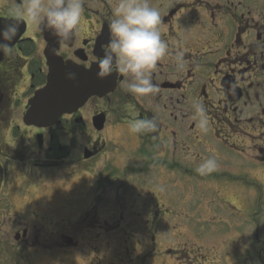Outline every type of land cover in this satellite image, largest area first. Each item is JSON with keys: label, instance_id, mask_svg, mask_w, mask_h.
<instances>
[{"label": "flooded vegetation", "instance_id": "1", "mask_svg": "<svg viewBox=\"0 0 264 264\" xmlns=\"http://www.w3.org/2000/svg\"><path fill=\"white\" fill-rule=\"evenodd\" d=\"M18 2L0 0V15ZM117 2L84 0L83 19L71 43H58L50 32L21 23L11 41L13 52L0 53V205L5 183L24 184L22 210L33 196L49 195L41 212L54 225L63 219L59 211L68 210L63 208L69 201L65 191L74 172L85 168L84 184L98 194L109 184V171L122 183L118 188L126 192L127 203L130 199V210L141 211L149 203L147 213L157 218L161 205L175 202L172 213L200 214L206 221L218 216L224 234L211 240L233 245L232 235L241 232L235 219L242 211L264 216V0H149L160 13L161 38L168 46L152 70L157 93L134 96L126 91L128 78L114 72L112 93L90 98L53 125L34 124L27 114L30 101L47 83L49 57L84 68L98 64ZM4 26L0 17V29ZM178 54L183 69L176 66ZM197 101L205 108L206 131L194 108ZM98 115L102 123L95 121ZM137 118H154L157 130L130 133L129 122ZM208 158L216 159V171L198 174L196 168ZM106 209L116 211L112 204ZM17 225L20 238L27 228ZM26 232L18 242L27 240ZM202 234L201 243L208 242ZM66 238L59 236V248L76 247V242L66 245ZM233 258L237 263L238 257Z\"/></svg>", "mask_w": 264, "mask_h": 264}, {"label": "rangeland", "instance_id": "2", "mask_svg": "<svg viewBox=\"0 0 264 264\" xmlns=\"http://www.w3.org/2000/svg\"><path fill=\"white\" fill-rule=\"evenodd\" d=\"M105 150L111 151L110 146ZM105 156L106 154L102 159ZM86 161L96 163L95 158ZM107 173L109 184L104 185L98 194L96 190H91L90 193L87 185L80 181L73 180V184L67 185L69 190L65 194H68L69 201L63 208L68 210L59 211L57 216L63 219L54 225L47 224L49 220L42 212L22 210L23 202L27 200L24 184L13 187L10 181L5 183L0 205L3 215L0 217V264H200L203 260L199 253L207 258L209 264H263L264 261L259 260L258 254L264 241L257 243L252 239V228L261 224L263 235L264 216H252V209L242 211L238 219H235L236 224L237 220L241 222L238 227L241 232L232 235L237 243L231 245L232 243L223 242L220 238L213 241L211 239L214 236L223 235L225 230L224 224L218 221V216L212 215L206 221L204 219L207 217L203 219L200 214L192 217L185 212L172 213L171 208L176 209L177 204L169 202L165 203V212L164 209L159 211L156 221L152 213H147L149 203H144L141 211L130 210V199L127 203L126 192L118 188L120 184L123 186L122 183L114 174L109 171ZM82 175L77 172L76 178L79 179ZM48 198L49 195L44 198L34 197L30 201L31 209H35V202H39V207L44 208ZM158 199L162 203L166 201L165 198ZM92 202V206L87 209ZM111 204L116 207V211L106 209ZM18 221L28 228L29 237L26 241L16 243L14 234L18 229ZM175 224L178 226L173 229ZM187 225L191 227V233L188 232ZM201 232L203 239L208 242L201 244ZM67 233L74 236L77 248L64 250L54 247L29 251L31 247L44 248L43 242L45 246L53 244L60 235ZM37 237L38 240L34 239ZM200 246L203 248H199ZM233 256L238 257L237 263Z\"/></svg>", "mask_w": 264, "mask_h": 264}, {"label": "clouds", "instance_id": "3", "mask_svg": "<svg viewBox=\"0 0 264 264\" xmlns=\"http://www.w3.org/2000/svg\"><path fill=\"white\" fill-rule=\"evenodd\" d=\"M84 15V0H19L0 15L5 26L0 29V53L8 56L13 52L11 41L16 38L21 23L48 31L58 43H71L77 34ZM160 13L149 0H118L112 11L108 25L109 40L102 45L103 55L98 62L97 77L103 79L119 73L128 78L126 91L137 97L155 95L158 91L151 79L152 70L167 54L168 46L161 38ZM176 66L183 69L182 55L176 56ZM68 80L75 81L76 73H66ZM201 118V127L206 120L205 108L197 101L194 105ZM153 119L137 118L129 122V131L143 135L157 130ZM206 131V128H204ZM215 158H208L196 168L200 175L216 171Z\"/></svg>", "mask_w": 264, "mask_h": 264}, {"label": "water", "instance_id": "4", "mask_svg": "<svg viewBox=\"0 0 264 264\" xmlns=\"http://www.w3.org/2000/svg\"><path fill=\"white\" fill-rule=\"evenodd\" d=\"M98 70L97 67L86 70L71 65L64 66L53 60L48 85L32 101L31 117L44 121V125H50L61 114L75 112L91 96L105 93L109 85L104 79L97 77ZM69 71L76 73L75 81L67 79L66 73Z\"/></svg>", "mask_w": 264, "mask_h": 264}]
</instances>
